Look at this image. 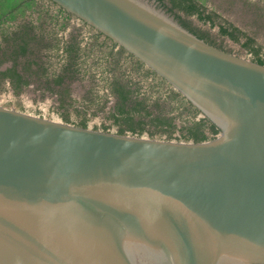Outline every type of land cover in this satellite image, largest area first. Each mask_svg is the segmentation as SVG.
Here are the masks:
<instances>
[{"label":"water","instance_id":"obj_1","mask_svg":"<svg viewBox=\"0 0 264 264\" xmlns=\"http://www.w3.org/2000/svg\"><path fill=\"white\" fill-rule=\"evenodd\" d=\"M54 1L221 131L159 138L0 104V264H264V64L159 0Z\"/></svg>","mask_w":264,"mask_h":264},{"label":"trees","instance_id":"obj_2","mask_svg":"<svg viewBox=\"0 0 264 264\" xmlns=\"http://www.w3.org/2000/svg\"><path fill=\"white\" fill-rule=\"evenodd\" d=\"M159 1L184 26L218 46L207 32L188 19V15L196 14L200 20L215 24L214 14L203 3ZM74 19L78 16L54 0H0V93L7 88V81L17 93L33 83L44 92H59L58 107L64 109L63 120L72 123L75 122L69 117V109L74 108L79 115L89 111L96 115L114 97L112 116L120 125L119 133H148L157 137L159 132H167L168 139L205 141L215 137L206 134L208 120L214 133L220 131L207 117L197 120L201 111L161 75L150 68L146 70L139 58L123 46L115 51L110 37L81 19L83 26H74ZM70 26L73 28L67 35L61 33ZM220 32L264 64L261 46L247 32L227 20L220 24ZM7 62L11 65L4 67ZM141 75L147 77L143 83ZM87 78L91 87L83 99L71 97L69 85ZM175 117L185 118L188 123L178 128ZM87 119L84 117L77 124L87 127ZM176 131L180 132L177 137Z\"/></svg>","mask_w":264,"mask_h":264},{"label":"rangeland","instance_id":"obj_3","mask_svg":"<svg viewBox=\"0 0 264 264\" xmlns=\"http://www.w3.org/2000/svg\"><path fill=\"white\" fill-rule=\"evenodd\" d=\"M199 2L206 6L207 11L214 14L215 24L211 25L209 21L205 22L200 20L196 14L188 15V19L197 27L207 32L212 41L218 46L240 56L253 58L246 48L232 40L229 36L223 35L220 32V24L225 23L227 20L255 38L258 45L261 46L262 53L264 54V0H199ZM74 22L79 23L76 19L73 20V23ZM72 26L61 33L67 35L69 31L72 30ZM10 65L11 62H7L4 67ZM143 77L144 78L141 81L142 83L147 80V77ZM147 85L148 84H145V87H147ZM6 86L7 88L0 93V104L21 111L63 120L62 112H64V109H59L58 107L60 103L59 92H44L42 89L37 88V84L34 83L24 87V89L18 93L13 90L10 81H7ZM90 87L91 81L88 78L77 80L69 85V92L71 97L77 100H82L86 91ZM114 103L115 99L110 98L105 110L93 115L92 123L97 124L99 127L103 125H111L114 118L112 116ZM89 112L91 113V111ZM68 114L73 121L82 118L74 108L69 109ZM174 122L178 128L188 123V121H185L182 117H175ZM111 127H114L115 129L119 128L118 126ZM178 134H180V132L176 131L174 136L177 137ZM144 135L149 134L145 133ZM157 137L167 138L168 133L159 132Z\"/></svg>","mask_w":264,"mask_h":264},{"label":"flooded vegetation","instance_id":"obj_4","mask_svg":"<svg viewBox=\"0 0 264 264\" xmlns=\"http://www.w3.org/2000/svg\"><path fill=\"white\" fill-rule=\"evenodd\" d=\"M209 12V11H208ZM74 26H79V27H82L83 26V24L81 23V22H79V23H75L74 22V24H73ZM118 44H116L115 43V50H118L119 49V47L117 46ZM145 67V69L147 70V69H149V67H147L146 65L144 66ZM152 77H154V75L152 76ZM154 79V78H153ZM111 99H113L114 97H110ZM115 99V98H114ZM116 103V102H115ZM115 103H114V105H115ZM114 106H113V110H114ZM188 108H190V106H188ZM80 115H81V119L80 120H75V121H73L71 118V120L73 121V122H75L76 124L78 123V122H80L84 117H86V118H88L87 120V123H88V126H91V127H93L94 126V128L95 127H98V129H104V130H111V131H115V132H119V129L120 128H118V129H115L114 127H111V126H120V125H116L117 123L115 122V118H113V123L111 124V125H103V126H97V124H95V123H92L93 121H92V117H94L90 112L87 114V115H83V113H80ZM204 117H206V116H204ZM208 118V117H207ZM209 119V118H208ZM211 120V119H210ZM213 122V121H212ZM92 124H94V125H92ZM217 127L219 128V130L221 131V129H220V127L217 125ZM205 131H206V134L209 136V137H212V136H216L218 133H214L213 132V129H212V126H211V122L208 120L207 121V126H206V129H205ZM130 133V132H129ZM148 134V133H147Z\"/></svg>","mask_w":264,"mask_h":264},{"label":"built area","instance_id":"obj_5","mask_svg":"<svg viewBox=\"0 0 264 264\" xmlns=\"http://www.w3.org/2000/svg\"><path fill=\"white\" fill-rule=\"evenodd\" d=\"M76 20L79 21V22H81L79 18L76 19ZM117 46L119 47V45H117ZM115 51H116V50H115ZM98 75H99V74H98ZM187 114H188V113H186V115H187ZM204 116H205V115H204L202 112H199L198 115L196 116V119H197V120H200V119L204 118ZM184 117H185V116H184ZM184 119H185V118H184ZM185 121H186V120H185Z\"/></svg>","mask_w":264,"mask_h":264},{"label":"bare ground","instance_id":"obj_6","mask_svg":"<svg viewBox=\"0 0 264 264\" xmlns=\"http://www.w3.org/2000/svg\"><path fill=\"white\" fill-rule=\"evenodd\" d=\"M134 259H136L134 256H133Z\"/></svg>","mask_w":264,"mask_h":264}]
</instances>
